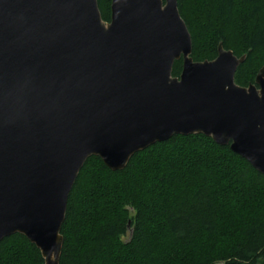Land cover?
I'll return each mask as SVG.
<instances>
[{
    "label": "water",
    "instance_id": "95a60500",
    "mask_svg": "<svg viewBox=\"0 0 264 264\" xmlns=\"http://www.w3.org/2000/svg\"><path fill=\"white\" fill-rule=\"evenodd\" d=\"M178 0H0V242L25 236L59 264L86 161L123 170L174 136L204 135L264 175V68L222 46L194 62ZM182 60L179 78L175 62Z\"/></svg>",
    "mask_w": 264,
    "mask_h": 264
},
{
    "label": "trees",
    "instance_id": "16d2710c",
    "mask_svg": "<svg viewBox=\"0 0 264 264\" xmlns=\"http://www.w3.org/2000/svg\"><path fill=\"white\" fill-rule=\"evenodd\" d=\"M112 0H98L110 22ZM194 62L220 46L245 61L235 83L264 68V0H178ZM182 60L172 76L179 78ZM59 264H264V175L204 135L174 136L121 171L91 157L68 198ZM0 264H45L25 236L0 242Z\"/></svg>",
    "mask_w": 264,
    "mask_h": 264
}]
</instances>
